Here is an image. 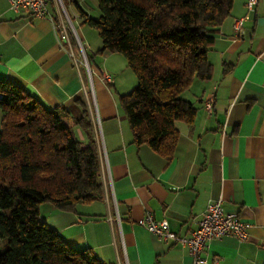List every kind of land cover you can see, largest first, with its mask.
Wrapping results in <instances>:
<instances>
[{"label": "crops", "instance_id": "1", "mask_svg": "<svg viewBox=\"0 0 264 264\" xmlns=\"http://www.w3.org/2000/svg\"><path fill=\"white\" fill-rule=\"evenodd\" d=\"M245 15L239 35L234 23ZM73 51L80 61L76 43ZM99 57L90 76L61 47L49 18L0 0V79L20 84L49 108L84 99L100 145L103 198L79 204L77 212L43 203L41 220L68 244L91 247L106 264H193L187 246L157 238L138 220L151 211L171 231L190 236L208 204L222 198L249 224V238L210 241L203 253L207 264H264V0L250 12L245 0H234L208 53L212 79H196L184 93L198 110L193 125L177 123L180 137L170 161L133 141L116 98V91L130 90L126 75L137 79L133 70L116 52ZM212 94L210 115L204 102ZM1 118L0 112V126ZM77 134L85 138L79 129Z\"/></svg>", "mask_w": 264, "mask_h": 264}, {"label": "trees", "instance_id": "2", "mask_svg": "<svg viewBox=\"0 0 264 264\" xmlns=\"http://www.w3.org/2000/svg\"><path fill=\"white\" fill-rule=\"evenodd\" d=\"M71 2L99 31L98 52L122 54L138 79L131 91L116 93L134 143L172 160L177 123L193 125L198 110L183 94L196 79H212L208 53L234 0H97L98 18ZM0 109V264H106L40 218L46 202L77 212L103 198L100 145L86 101L49 108L0 79Z\"/></svg>", "mask_w": 264, "mask_h": 264}, {"label": "built area", "instance_id": "3", "mask_svg": "<svg viewBox=\"0 0 264 264\" xmlns=\"http://www.w3.org/2000/svg\"><path fill=\"white\" fill-rule=\"evenodd\" d=\"M260 0H245L248 11H253ZM11 7L17 11L27 10L38 18H49L57 31L59 43L62 48L69 50L71 56L77 63L73 51V43L79 49L80 64H84L91 76L90 66L85 59V47L77 29L72 21L64 0H10ZM54 10L52 9V6ZM248 15L236 19L234 29L237 34H243L244 23ZM83 57V58H82ZM103 77L107 83L111 82V76L106 72ZM205 109L212 115L214 112V95H210L204 102ZM140 225L145 226L151 234L161 240H173L187 246L193 264H207L203 253L208 248L210 241L233 236L240 240L249 238V224L235 210H228L223 206L222 198L210 202L203 212L198 227L190 236H181L171 231L166 219L157 220L151 211L138 220Z\"/></svg>", "mask_w": 264, "mask_h": 264}, {"label": "rangeland", "instance_id": "4", "mask_svg": "<svg viewBox=\"0 0 264 264\" xmlns=\"http://www.w3.org/2000/svg\"><path fill=\"white\" fill-rule=\"evenodd\" d=\"M64 1H65L66 6H67L68 12L72 18V21H73V23L77 29V32H78L81 40L84 43V47H85L84 62L86 59L89 66H90V69L93 70V66L95 64V61L98 62V61L102 60V58L99 57L100 53L97 50V44H100V46L103 45L102 39L99 35V31L96 28L89 25V23L82 21V19L80 18V15H79V9L77 7V4L69 2L68 0H64ZM80 6H82L83 9L86 10V12L89 14L90 17H93V18L99 17L100 10L98 8L97 0H92V1L91 0H80ZM117 56H119V58H122L123 60H125V62H126L125 64H126V66H128L127 60L122 54L117 53ZM89 60H90V63H89ZM118 63L120 64V62H115V64L112 63V65H114L112 67L117 68V66H119ZM83 66H84V64H83ZM129 70H132V69H129ZM93 73H94V70H93ZM129 84L131 86H130V88H128V89H130V90H128V92L131 91L136 85H138V79H135V80L132 79V81H130L129 75H126L125 85L129 87ZM113 90L116 91L115 88H113ZM116 93H118V92L116 91ZM118 94H120V93H118ZM183 96H184V94H183ZM0 112L2 114V111H0ZM0 128H1V126H0Z\"/></svg>", "mask_w": 264, "mask_h": 264}]
</instances>
